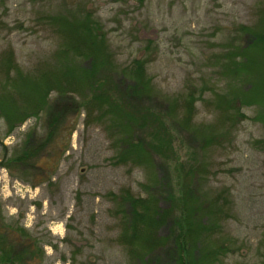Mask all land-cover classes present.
<instances>
[{
  "label": "rangeland",
  "instance_id": "1",
  "mask_svg": "<svg viewBox=\"0 0 264 264\" xmlns=\"http://www.w3.org/2000/svg\"><path fill=\"white\" fill-rule=\"evenodd\" d=\"M85 12L103 25L120 69L145 59L157 94H194L199 100L188 113L192 125L205 136L222 134L203 150L193 133L165 116L158 97L138 100L164 117L174 138L170 150L169 139L162 138L176 152L168 164L173 183L158 193L167 196L173 187L178 194L181 166L204 167L197 174L204 193H225L231 201L229 210L223 206L229 218L222 237L229 248L219 264H264V104L246 101L244 118L227 105L237 91L264 102V40L248 46L251 38L240 34L243 27L264 34V0H0V98L8 109L0 111V264L14 258L15 264H132L131 252L142 253L122 236L117 198L126 191L144 197L149 171L116 164V139L105 126L79 111L71 95L58 100L52 90L65 80L57 20L76 22ZM241 47L254 57L249 79L258 88L235 79H241L234 73ZM57 102L68 111L55 134ZM185 117L181 105L178 118ZM145 118L148 129L135 132L144 141L159 130ZM48 138L51 143L40 149ZM160 257L162 264L170 261L168 248Z\"/></svg>",
  "mask_w": 264,
  "mask_h": 264
},
{
  "label": "trees",
  "instance_id": "2",
  "mask_svg": "<svg viewBox=\"0 0 264 264\" xmlns=\"http://www.w3.org/2000/svg\"><path fill=\"white\" fill-rule=\"evenodd\" d=\"M83 15L85 16L83 20L76 22L68 16L57 20V25H60V34L64 39L59 51V59L63 63L65 80L52 90L60 95L61 98L58 100L71 95L77 101L79 111L85 110L88 118L91 119L95 115V121L105 126L111 139H116L114 145L118 151L116 164H131L144 171H149V181L142 185L144 197H135L126 191L121 194L120 198H117L123 206L122 209L119 208L124 233L122 236L129 247L135 241V245L142 251L140 256L131 252L132 264H162L160 255L167 248L171 261L168 260L167 264H219L221 257L229 248L226 238L222 236L224 235L223 226L229 218L227 210L230 208L231 201L225 197V193H220L216 198H211L204 193L203 184L199 180L201 177L197 176L204 167L181 166L176 175L174 174L177 179L174 186L178 194L175 193L173 187L167 196L158 193L162 185L165 190H168V187L171 189L170 185L173 183L168 164L176 161V152L168 151L167 146L170 150V144L174 138L164 117L159 113H154L150 106L138 100L158 97L160 101L157 105L163 106L165 116L181 129L193 133L203 150L215 141L218 143L222 134L205 136L202 134V128L192 125L189 115L194 108V103L199 100L194 94L189 93L183 96L185 97L183 99L157 94L145 70L148 63L145 59L135 60L120 69L116 65L117 62H115L101 22L95 19L90 12H85ZM240 34L251 38L248 46L254 42L253 39L264 40V34L250 32L249 28L243 27ZM247 47L238 48L239 51L235 52V57H239L240 64L234 73L241 75V79L236 75L235 79H239L244 85L248 84V86L258 88L260 86L258 82L255 85L252 79H249L256 62L254 57L246 52ZM28 87L26 88L31 89ZM33 91L32 96L36 100L39 95L36 89ZM49 93L50 90L45 93L43 99L40 98L43 108L47 105ZM255 98L237 91L233 93V98L227 105H233L234 113L244 118L245 115L241 113L242 109L250 106L246 101L252 105L264 104L263 99ZM4 103L1 97L0 111L7 112L8 109L5 108ZM181 105H184L187 113L184 119L178 118ZM57 108L58 120H53L55 134L58 130L56 126L59 119L64 120L68 111L66 108L58 107V102ZM148 116L153 119L152 126L155 127L156 122L159 130L148 133L150 138L148 141L145 133L144 141L141 137L136 138L135 132L139 131L143 134L148 129L145 118ZM118 135L120 139L117 141L118 138L115 136ZM164 136L169 139L166 147L163 146ZM51 141V138H48L46 142H42L40 149ZM156 158L160 159L159 162ZM155 167H158L159 175L157 171L155 172ZM194 178H198L197 185L194 184ZM161 203L167 206L163 208L160 206ZM224 205L227 206V210L223 208ZM116 214L120 215L117 211ZM165 226L168 228V233L161 236L160 231ZM171 242L172 245H169ZM0 262H4L3 257H0ZM18 262L19 258H14L10 264Z\"/></svg>",
  "mask_w": 264,
  "mask_h": 264
},
{
  "label": "flooded vegetation",
  "instance_id": "3",
  "mask_svg": "<svg viewBox=\"0 0 264 264\" xmlns=\"http://www.w3.org/2000/svg\"><path fill=\"white\" fill-rule=\"evenodd\" d=\"M24 253H26V251L24 250ZM13 257H16V255H13Z\"/></svg>",
  "mask_w": 264,
  "mask_h": 264
}]
</instances>
